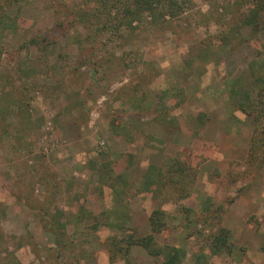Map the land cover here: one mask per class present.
Segmentation results:
<instances>
[{
  "label": "rangeland",
  "instance_id": "1",
  "mask_svg": "<svg viewBox=\"0 0 264 264\" xmlns=\"http://www.w3.org/2000/svg\"><path fill=\"white\" fill-rule=\"evenodd\" d=\"M94 6L0 0V19L16 22L0 28V264H160L138 244L109 259L111 238L149 234L184 250L182 264H264V124L239 108L264 77V28L241 22L255 7L264 22V0H188L119 35L96 32ZM179 128L193 144L176 152ZM251 146L258 170L244 165ZM188 150V197L145 188ZM207 197L231 254L209 256ZM153 209L165 212L158 233Z\"/></svg>",
  "mask_w": 264,
  "mask_h": 264
},
{
  "label": "trees",
  "instance_id": "2",
  "mask_svg": "<svg viewBox=\"0 0 264 264\" xmlns=\"http://www.w3.org/2000/svg\"><path fill=\"white\" fill-rule=\"evenodd\" d=\"M95 6L87 14L88 19L92 22L96 32L101 34L119 35L122 30H133L137 26L134 23H142L148 17L151 24L157 21H165V17L170 18L178 17L185 11L188 0H93ZM146 17V18H145ZM258 7L253 8L250 14H247L243 20V25H249L251 28L256 29L261 26L264 28V22H259ZM4 21L0 19V28H13L16 27V22L11 19ZM136 24V25H137ZM257 92L255 100H253L251 109H245L242 102H240V110L247 116L252 117L256 127L264 124V77L256 78ZM264 132V130H263ZM264 138V135H263ZM255 146L257 145L254 141ZM198 147V146H197ZM183 150V149H182ZM186 154V155H185ZM183 155H177L169 158L167 164L158 171V177H148L145 179V188L158 187L165 188L168 192H174L178 198H186L189 196L187 191L189 184L193 182L197 174L196 161L191 156L192 152L185 151ZM256 155L249 151L247 160L244 165L247 169H252L250 166H255L259 169L262 160L254 162ZM256 161V160H255ZM227 168V166H225ZM119 179L121 178L118 176ZM162 191V190H161ZM232 201V199H231ZM212 197H207L203 202V208L207 211L211 210L216 214L218 210H222L221 205L214 206ZM217 218L216 230L209 236L207 247L209 256L219 255L222 253L231 254L234 250V244L231 241L230 230L224 227L221 223V216L216 214ZM165 212L161 209H153L148 216L150 228L152 233H158L163 229L165 224ZM124 243V246L122 244ZM138 244L147 250L148 254L160 259V264H182L185 258V252L181 248L170 245H158L155 241L154 235L149 234L143 237L134 238L132 236L123 239L121 237H113L109 241V259L114 260L115 256L123 250L125 253L131 245ZM264 255V246L261 248ZM208 256L201 253L195 256V262L200 264L202 261L207 262Z\"/></svg>",
  "mask_w": 264,
  "mask_h": 264
},
{
  "label": "crops",
  "instance_id": "3",
  "mask_svg": "<svg viewBox=\"0 0 264 264\" xmlns=\"http://www.w3.org/2000/svg\"><path fill=\"white\" fill-rule=\"evenodd\" d=\"M179 129L181 131H178V130H175V129L172 130L174 132V134H176V139H179V141L176 142L177 145H175V147H174L175 148L174 150L176 152L178 150H182L183 148L188 147L189 144H191V145L193 144L192 143L193 140H191V138H189V136L183 132L184 128H182V129L179 128ZM168 131H170V133L172 132L171 130H168ZM222 139H227L225 134L220 133L219 135H217V141L220 140V141H218L220 143V147H221V144L223 142ZM231 141H234V138L231 139ZM235 149L236 148L234 146V142H232V143L229 144V146H227V148L225 149V151L223 152V154H226V153L227 154H235L236 153L235 152Z\"/></svg>",
  "mask_w": 264,
  "mask_h": 264
}]
</instances>
